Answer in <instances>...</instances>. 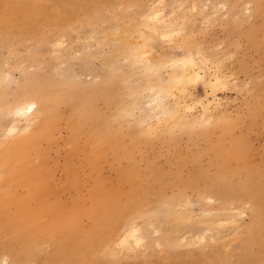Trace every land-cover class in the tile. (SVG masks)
<instances>
[{
    "label": "rangeland",
    "instance_id": "1",
    "mask_svg": "<svg viewBox=\"0 0 264 264\" xmlns=\"http://www.w3.org/2000/svg\"><path fill=\"white\" fill-rule=\"evenodd\" d=\"M155 11L182 29L177 51L231 57L224 64L230 86L213 93L192 85L179 110L183 121L150 119L144 105L147 80L135 53L142 34L155 36L147 30L159 26ZM154 46L159 51L149 49L148 60L157 62L164 43ZM193 97L202 104L187 111ZM29 100L42 111L17 115ZM48 100L56 123L35 141L38 151L16 146L43 127ZM205 118L211 124L201 127ZM103 129L110 144L96 154L101 142L93 137ZM18 148L25 160L15 158ZM34 167L51 179L43 200L59 212L55 218L8 181ZM248 175L258 181L245 186ZM97 182L137 191L136 211L118 228L100 226L89 250L70 227L56 225L90 204ZM225 183L264 198V0H0V264H264V231L259 236L256 227L264 212L252 192H221ZM24 205L38 215L27 226L20 224ZM131 225L143 244L131 238L122 246ZM94 227L81 215L73 235Z\"/></svg>",
    "mask_w": 264,
    "mask_h": 264
},
{
    "label": "bare ground",
    "instance_id": "2",
    "mask_svg": "<svg viewBox=\"0 0 264 264\" xmlns=\"http://www.w3.org/2000/svg\"><path fill=\"white\" fill-rule=\"evenodd\" d=\"M156 13H157L156 11L153 12L151 16L154 17L156 15ZM159 13H161V12H159ZM148 57H147V60L149 59ZM33 102H36V101H33ZM36 103L38 105V102H36ZM24 104L19 106V110L23 109ZM44 110H45V123H44L43 127L41 129H38V131H36L32 135L31 134L30 135L29 134L21 135L19 137L18 141L15 142L16 146L19 145L20 143L30 144L29 145L30 147L28 148V150L30 149L31 151H38V148L35 145L36 144L35 141L37 139H39L43 136H47L49 134L51 128H53L55 123H56L55 118L57 117L52 110L50 100L46 101ZM81 113H82V115L87 116L86 110H82ZM28 115L29 114H23L21 116L28 117ZM170 118L173 120L172 116ZM177 120H179V119H177ZM13 129L16 130L17 128L15 126H13L11 128V131ZM101 132L102 133L98 137H93V138H95V140H97V139L99 140V138H100L99 141L101 142V146L98 147L96 154H98L101 151L100 148H102L104 144L105 145L110 144V142H109V131L107 129H103ZM76 133H80V131H78ZM17 150H19V151L16 154H19V155H16L15 158L20 156L23 158V160H25L27 158L28 154L27 155H26V153L24 154L20 148H18ZM233 153L235 155H237L239 152L235 148H233ZM12 158H13V156H12ZM32 170L33 171H31V170L29 171L30 173H25L22 176L16 177V176L11 175L10 179H8V181H11L15 184L18 182L20 185H22V187H25L28 190L29 194L32 195L31 198L33 200L36 199V201L38 200L39 203H41L40 205H38V208L41 210V213H44V214L48 213V214L52 215L53 218H55L59 214V212L56 209L50 208L44 202V200H45L44 195L46 194V189L48 188L46 183L47 182L50 183L51 179L42 176L41 173L39 172V170H37V167H34ZM93 173L96 174V168L93 169L92 175H93ZM252 180H254L256 182L258 181V179L252 178L251 176L248 175V176H246V179H244L243 184L246 186V185L250 184V182ZM244 191L247 193L252 192L251 195H252L254 202L261 209V211L264 212V198H261L258 196L260 193L259 190L255 189L254 191L253 190L251 191L250 189H248V191H246L245 189L242 188L238 191V190H235L234 188L230 187L229 184H227V183L223 184V186L221 188V192H225L226 195L230 194L231 197L243 195ZM136 194H137V191H133L131 193V192H126V191L122 190V188H120L118 190H107L103 187L102 183L97 182L95 184V186L91 189L90 204L85 205L84 207H81L80 209L78 208V209H74V210H70L69 212H66L65 215H63V217H61V219L59 220L56 227H58L61 231L67 227H70V231H69L70 235L75 240H79L81 243L83 241L84 244L86 245V247L89 250H91L92 247H94L95 244L97 243V240L94 237L97 234L100 226L104 225L107 222H111V223L115 222V228H118V227H120V224L127 221V219L132 214L135 213V211H136L135 199L137 198ZM2 198H3V196H2ZM4 199H6L5 194H4ZM123 199H124V201H122ZM5 202H4V204H5ZM81 215H84V216L87 215L90 218H92L94 223H95V227L91 230V232L86 233V234L79 237L77 234L73 235V233L77 229L76 227L79 226V217ZM37 216L38 215L36 214L35 211H30L24 205L23 214H22V217L20 219L21 226L30 225V223H32L34 220L37 219ZM260 218H261V214H259L256 219L258 220ZM257 220H256V227L258 228L259 236H261V233L264 231V216L261 219V222H260V220H258V221ZM140 231H141L140 229L131 225L129 227V229L126 230V232L120 238V244L122 246L127 245L129 242V239H131V238L133 239L134 243L137 244V246L140 245L141 243L143 244V242H142L143 237L141 236ZM107 241L111 242L112 236L108 237ZM79 246L80 245H77L76 249ZM81 248H82V245H81L80 249ZM27 257L29 259H32V260H41L38 255H35L32 252H29ZM2 264H9V262L7 259H4ZM24 264H29V263L27 262Z\"/></svg>",
    "mask_w": 264,
    "mask_h": 264
},
{
    "label": "snow or ice",
    "instance_id": "3",
    "mask_svg": "<svg viewBox=\"0 0 264 264\" xmlns=\"http://www.w3.org/2000/svg\"><path fill=\"white\" fill-rule=\"evenodd\" d=\"M152 19L155 21V25L159 26L154 27L150 24L147 30L149 33L154 31L155 36L142 34L141 38L144 40V45L135 53L139 70L142 71L147 80L144 105L152 110L150 119L162 120L172 116L173 121L176 119L183 121L185 117L179 110L185 108L183 101L192 92V85L203 83L205 90L210 87L213 93L221 87L230 86L225 84V80L230 79V77L227 76L224 64L226 59H231V57L207 60L194 51H187L183 48L177 51V46L184 35L182 29L169 27L165 23V16L159 12ZM156 40L163 41L164 47L160 53L159 61L152 62L147 60V57L149 49L154 52L159 51L154 46ZM197 104H202V102L196 101L193 97L192 105L188 106L186 110L191 111ZM144 105H141V108ZM40 111L42 109L38 107L37 103L29 100L25 102L22 110H17V115L35 114ZM125 115L130 114L126 113ZM205 123L211 124V120L205 118L200 126L203 127ZM170 130L175 131L174 128ZM24 131L27 132L29 129H24ZM32 131H38V129H32ZM141 134H144L143 128Z\"/></svg>",
    "mask_w": 264,
    "mask_h": 264
}]
</instances>
